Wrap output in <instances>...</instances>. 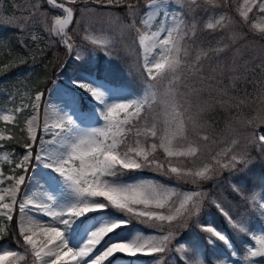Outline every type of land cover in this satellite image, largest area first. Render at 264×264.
<instances>
[{"label":"snow or ice","instance_id":"obj_1","mask_svg":"<svg viewBox=\"0 0 264 264\" xmlns=\"http://www.w3.org/2000/svg\"><path fill=\"white\" fill-rule=\"evenodd\" d=\"M92 2L105 8L119 6L124 9L123 20L110 13L107 15L127 31L142 52V57L137 54L142 59L138 69L140 83L137 84V94L126 100H109L101 89L80 79L85 69L78 68L70 78L71 83L88 93L99 106L93 113L99 123H81L71 112L57 107L50 111L53 108L49 98L50 89L37 92L30 103L0 115V120L5 124L19 127L17 115L27 112L26 129L21 128V132L27 133L23 141L25 151L10 155L5 145L0 144V150L5 152L3 159L12 166L7 176L0 170V185L5 184V181L11 182L0 187V244L6 242L4 237L14 236L16 245L23 250V253L16 250L0 251V264H16L19 260L28 264L29 259L32 264H70L72 261L75 264H106L118 253L127 257H154L153 264H174L173 260L168 259L173 250L183 253L184 264H205L204 258L198 253L177 241L181 230L185 231L195 224L209 244L220 241L230 248L225 233L212 224L201 222L212 210L224 218L234 233L249 235L255 241L257 247L247 249L248 264H251L252 258L264 257V233L249 231L252 220L264 217V200L257 201L250 195L256 188L264 189V127L258 128V125L264 124V109L258 111V120H245L241 115L245 106L255 102L247 92V84L251 83L264 91V81L257 82L255 75L251 79L247 75L249 72L255 74L259 69V73L264 76V62L249 67L251 62L245 61L244 70L241 71V65L234 56L227 69L218 65L211 71H205L200 63L202 57L211 60L210 53H215L218 60L222 61L225 57L220 54L229 47L228 43L223 42V37L214 36L215 46H211L210 40L209 47L201 49L193 60L182 59V54L185 58L188 56L183 42L192 40L195 43L197 36L196 23L188 22L186 17L188 13H193L195 20L197 9H202L201 0ZM203 2L214 4V0ZM41 3L62 10L63 16L55 18L49 31L59 37L56 43L65 45L71 54L74 34L81 30L80 24L73 23L77 10L68 6L75 4L76 0H66V3H58L57 0H22L16 7L20 11H28L29 18H20L23 21L18 25L21 32H32V24L46 18V13H40ZM253 9L257 14H264V0H245L239 11L241 20L236 23L239 27H248L253 36L264 41V26L251 24V19L255 17L250 18L249 13ZM80 13L81 21L88 14L105 15L91 8L81 9ZM227 19L221 15L215 24L208 23L206 27L213 31L223 29L227 26ZM70 25L72 33L67 31ZM84 32V40H90L92 45H100L92 49L93 54L102 50L105 57L113 59L104 41L90 37L87 29ZM32 39L36 40L37 37L33 35ZM19 42L24 46L23 39ZM84 57L81 52L71 56L73 61H81ZM185 68L193 74L192 92L196 95L202 91L215 93L214 103L193 112L190 101H179L176 86ZM225 71L229 73L228 83H224ZM241 82L244 85L243 94ZM165 83L167 87L161 91L158 86ZM68 92H72V89L69 88ZM62 103L75 106L83 101L69 99ZM157 104L162 107L163 127L158 125L156 117L151 116L152 108ZM217 106L235 109V119L245 126L250 125L252 130L240 140H232L227 147L210 151L207 162L193 167L174 163V158L191 157L195 161L201 154V147L216 143L212 113ZM87 111L92 112L91 109ZM189 131L195 139L189 138ZM130 135L134 137L131 141ZM149 138L154 141L150 148L145 145ZM5 140L13 141L14 137L0 135V141ZM157 148L163 150L166 158L164 162L151 156ZM38 167L55 174L49 175L48 179L59 177L70 202L61 203L43 186L39 191H29L33 173ZM145 168L158 170L162 175L179 182L190 183L194 188L181 191L151 179L130 176ZM254 168L258 170L253 171ZM225 172L228 176L221 180ZM225 181L230 189L229 195L239 198L235 215L225 207L220 192ZM249 181L251 187H246ZM209 182L212 187L203 190V186ZM90 213H115L119 216L91 231L79 247H71L68 234L73 230V225ZM39 216L48 219H37ZM132 219L139 223L155 221L157 223L150 226L162 234L145 236L137 233L131 241L110 243L97 253V246L106 236L126 228ZM174 240L176 244H173ZM211 256L213 259L210 264H226V260L215 258V252Z\"/></svg>","mask_w":264,"mask_h":264},{"label":"rangeland","instance_id":"obj_2","mask_svg":"<svg viewBox=\"0 0 264 264\" xmlns=\"http://www.w3.org/2000/svg\"><path fill=\"white\" fill-rule=\"evenodd\" d=\"M89 1L92 0L82 2H80V0H76L75 4L77 6L74 7V9L78 11H76V16L73 23L80 24L81 30L79 31V33L74 34V47L71 54H69L68 49L65 45H63L62 43H56V41L59 40V37L55 36L54 34H50L49 31L55 23V18L57 16H63L62 10L53 8L44 3L45 7H40V13H46V18H44L42 21L33 23L32 32L26 31L22 33L18 26L23 22L20 18H29V12L22 11L20 14L19 11H16L14 9V6H17L15 3H20L19 0H0V22L3 23V28H7L6 30L3 29L4 31L0 29V53L1 51H4L8 55L9 59H18L19 50H17V48H14L15 43L13 42V40L17 38H20V40L23 39L24 46L22 47V53L25 50L26 54H30V56H32L31 54L33 53H38L41 56L45 55L47 52L48 44L50 43H52V47L55 48L56 54L57 49L60 50L59 55L64 54L66 51V53L64 54L65 57L71 58L72 55H75L77 52H81V54L85 56L84 59L81 60V62H84V64H88L91 67V71L88 72L84 70L80 76V79L92 84L94 87L101 89L109 100L130 99L133 95L137 94V87L135 89L131 88L125 81H123V78H125L127 74L132 77H138L136 73V63L138 60L139 68L140 64L142 63V59H140V57H142V52L139 49L138 45L133 43L132 38L127 33V31L124 30L119 23L111 21L108 18L107 14L109 13L111 14V16L119 17V11L117 9H114L112 7L105 8L99 4H94L95 6H91L86 3ZM59 2L66 3V0H59ZM244 3L245 0H237L236 7L238 13L243 7ZM201 4L203 7V0H201ZM84 8L97 9L100 13H104L105 15L98 16L95 14H88L84 18V20L81 21L80 10ZM221 15H224V12L222 10H217L213 6H209V9L204 12L200 9H197L195 20H193V13H188L186 19L190 23L195 22L196 26L207 28L206 25L208 23L215 24L216 21L220 19ZM249 17H255L254 19H251V24L264 26V14H257L256 10L253 9V12L249 13ZM153 22L155 23V19ZM12 28L14 31L10 30ZM85 29H87L88 35L90 37L105 42V46L111 51V54L113 56L112 60H109L107 57H105L102 50L97 51L93 54L92 49L94 47L99 48L100 45H92L90 40H84L83 37L85 34ZM224 31L228 32L229 39L235 37V34L232 32V25L228 26L226 30L224 29ZM33 35L37 37L36 40L32 39ZM211 37L212 36L210 35L207 36L208 39H210ZM201 40L202 41L198 42L199 40L195 38V43H193L192 40L184 41L183 46L187 50L188 56L187 58H185L182 54V59L191 61L195 58V56L201 49H207L209 47L208 41H204V39ZM252 52L253 54L259 55L260 49L251 48L246 41L242 43V47L234 46L230 48L227 53H225V59L228 58V62L225 66H222L223 61L216 60V62H213L206 57H202L200 63L204 66L205 71H211V69L217 68L218 65L219 67L227 69V67L232 64L233 57L235 56L238 63L241 65V67H243L245 61L252 62V60L250 59V55ZM138 53L140 54V57H138ZM5 58H7L6 55ZM72 60L68 65L64 67L63 65H58L57 67H55V69L52 71V74L49 76L50 82H48L44 86V88L39 90L36 88L35 79L37 78V73L39 72V70H41L42 67L40 60H35V62L33 60L30 65L16 69V72L12 74H9L7 72L1 73L0 71V115L12 111L13 109L21 105L30 103L31 100L34 99V95L37 92H43L50 89L49 98L53 104V108L50 109V111L55 110V107H57L63 111L71 112L81 123H99L98 117L93 115V113L97 111V108L99 106L96 105V102L92 100V97L88 93L84 92L82 89L75 88V86L71 83L70 78H72L74 72L77 71L78 68L81 69L83 65L81 64V66H76L75 63H72ZM252 65L257 64L250 63L249 67H251ZM97 70H100L99 76L98 73H96ZM187 72L189 71L187 70V68H185L180 73V79L177 82L176 87L178 90L179 101L181 103H183L186 99L190 101L193 112L196 111L199 107L214 103L215 101L213 97L216 95L215 93H212V95H210V93L207 92L203 94L204 96H197L192 92V86L190 85L189 80L193 78L189 77ZM228 75L229 73L225 71L224 83H228ZM166 87V83L162 86H158L161 91H163V89ZM69 88L72 89V92H68ZM258 93L259 98L256 101L259 105V108L264 109V91L258 89L257 95ZM69 99H82L83 103L76 104L75 106H69L68 104L62 103V101ZM87 109H91L92 112L89 113ZM258 111L256 113V117L259 119ZM26 116L27 112H22L17 115V119L19 117L22 118V122L20 126L16 128L13 126H9L5 124L4 121L0 120V135H11L14 138L19 139L20 137H24L26 139V131L21 132V128L26 129ZM42 116L43 108L41 109V117ZM151 116L156 117L158 125L160 127H163L162 107L159 104L153 106ZM229 121L231 123H234L235 121L236 122L233 125L230 124ZM213 128L217 133L215 144H212L208 147H201V154L195 161H193V159L189 157L180 158L179 160L174 158L173 162L179 163L182 167H193L195 164L207 162V160L210 158V151H216L220 148H225L232 140H240L244 134L252 130V128L248 126L241 128V124L236 119H232L231 117L223 121L222 128L220 127L216 129V126H213ZM50 138L51 137H46V139ZM189 138L195 139V137L191 136V131H189ZM132 139H134V137L130 135V141ZM141 139L143 140V138ZM153 142L154 141L149 138L147 141H145V145L150 148V145ZM155 142L158 143V141ZM0 144H4V141H0ZM20 144L22 145L20 148L14 146L5 148L8 150L10 155L13 152L22 154L25 149L23 147V142ZM159 154L162 155L159 156ZM4 155L5 152L3 150H0V170L4 172L5 176H7L10 174V169L12 166L8 163V161L3 159ZM151 156L161 162H164L166 159L163 150L160 148H157L155 152H152ZM4 164L8 166L7 169H4ZM149 170H151L152 172L137 171L135 173H131L130 176L151 179L166 186L175 187L181 191L192 190L194 188L192 184L179 182L174 178H169L165 175H162L158 170ZM257 170V168L253 169V171ZM49 175L55 176L54 173H50V170L41 169L38 167L33 173V181L32 184L29 185V191H37L41 186L46 185L47 187L49 186L48 192L51 195L55 196L61 203L70 202L69 194L64 188L62 182L59 180V177H56L54 180H52L48 179ZM227 176L228 173L225 172L224 175L220 177V179L225 180V177ZM9 183L11 182L5 181V184L0 185V187H5ZM211 187L212 183L209 182L203 186V190L207 191ZM246 187H251L250 181L246 185ZM220 189L225 192L224 193L221 191L224 197L225 207L229 209L233 215H235L236 204L239 198H234L233 195H229L230 189L226 181L222 184ZM250 195L254 196L257 201L264 200V189L256 188L254 192L250 193ZM175 200L176 197L174 196L173 201ZM250 204L251 201H249V205ZM176 206H178V203ZM247 206L248 205H244V207ZM116 216H119V214L113 213L112 215H108L102 213H90L87 216L80 218L73 225V230L68 234L70 246L74 248L79 247L86 241L91 231L97 229L99 226H101V224L110 222L112 219H115ZM36 218L40 220L48 219L47 217L43 216H39ZM201 222L212 224L218 230L225 233L229 239L231 247L229 248L225 246L220 241H215V243L209 244L204 234L200 232L199 228H197L195 224L190 225L191 228L189 230V237L181 236L182 232L184 231L181 230L180 234L178 235L177 243L185 244L190 249L198 253L202 258H204L205 264H210V261L213 259V257L211 256L212 252H215L217 254L215 258L226 260V264H248V261L246 259V257L248 256L247 249L249 247H253L254 249L257 247L255 241L251 239V236L234 233L228 227L225 221L224 225L223 223H221V221L218 220L216 216L212 214V212L211 214L205 215ZM154 223L157 222L153 221L147 224L150 225ZM249 231L256 234L264 233V217H259L252 220L249 225ZM137 233H141L145 236L162 234L157 228L152 226H150L149 228H145L143 226H140L139 224H129L126 228L118 229L114 233L106 236L105 240L97 246V253L103 251V249L110 243L131 241ZM3 239L6 242L0 244V251L16 250L20 253H23V250L16 245L14 236L4 237ZM173 244H176V240L173 241ZM208 248L210 249V251L207 250ZM182 257V252L173 250L168 259L173 260L174 264H184ZM153 259L154 257L145 256L127 257L118 253L116 254V256L111 258L110 261H106V264H153ZM252 259L253 260L251 261V264H264V257H256ZM16 264H25V262L24 260H19L16 261ZM28 264H32L31 259L28 260ZM70 264H75V261L70 262Z\"/></svg>","mask_w":264,"mask_h":264},{"label":"trees","instance_id":"obj_3","mask_svg":"<svg viewBox=\"0 0 264 264\" xmlns=\"http://www.w3.org/2000/svg\"><path fill=\"white\" fill-rule=\"evenodd\" d=\"M20 3H15L16 5H20L22 0H19ZM34 0H30V2H33ZM59 1V0H57ZM82 1H88V0H80V2ZM87 4L91 5V6H95L92 1L86 2ZM70 7H76V4H69ZM237 0H214V4H207L204 3L202 9H200L201 11L204 12V8H206V10L209 9V6H213L214 8H216L217 10H222L224 12V16H226L227 19V26L223 29L217 30V31H213L211 29H207V28H203L200 26H197V35L195 38L197 40H199L198 42L202 41L201 39H204V41H210L211 40V46L215 45V40L212 39V37H223V42L224 43H228L229 47L226 49L225 52L221 53L220 56H225V53H227V51L230 50V48L234 47V46H240L242 47V43L246 42L248 43V45L255 49L258 48L260 49V53L258 54H253V52L250 55V59L252 60V64L255 63L257 65H259L260 63L264 62V41H261L259 39L258 36H253L249 31H248V27H239L236 23V21L241 20V17L239 16V13L237 12ZM25 7H27V5H25ZM42 8H44V3H41ZM112 8L117 9L119 11V18L121 20H123L124 17V9L123 7H119V6H113ZM14 9L16 11H19V13L21 14L22 11H20L16 6H14ZM49 9V8H48ZM78 11V10H77ZM3 23L0 22V29H4L6 30L7 28H3L2 27ZM232 25L233 26V33L235 34L234 39H229L228 36V32L224 31V29L226 30L228 26ZM15 27V26H14ZM3 30V31H4ZM11 31H14L13 28L10 29ZM236 30V31H235ZM67 31H69L70 33H72V25L69 26V28L67 29ZM237 32V33H236ZM13 33V32H12ZM231 34V33H230ZM79 35V34H78ZM210 35L212 36L210 39L207 38V36ZM239 35V36H238ZM77 37V36H76ZM20 38L14 39L13 42L15 43L14 48H17V50H19V58L18 59H9L8 55L6 54V52L1 51L0 53V71L1 73L3 72H7L9 74H12L14 72H16V69H19L21 67L30 65L32 63V61L34 60L33 58H35V60H40V63L42 64L41 70H39V72L37 73V78L35 79L36 82V88L42 89L44 88V86L50 82V78L49 76L52 74V71L55 69V67H57L58 65L61 66L63 65L66 66L70 63V61L72 60L70 57H65L64 54L59 55L60 50L57 49V54L55 53V48L52 47V43L48 44L47 47V52L45 55H40L38 53H33L31 54L32 56H30V54H26L25 50L22 53V45L19 42ZM137 47V46H136ZM13 49V48H12ZM3 50V49H2ZM21 52V53H20ZM52 54V55H51ZM5 55L7 56V58H5ZM210 55L212 56V61L216 62V60H218L217 56L215 53H210ZM208 59V58H207ZM230 60V59H229ZM223 61V65L225 66L228 62V58L222 60ZM72 63H75L76 66H81V69H85V71L91 70V67L88 64H84V62L82 63L81 61H73ZM138 60L136 63V73L138 75ZM249 66V65H248ZM99 69V68H98ZM243 67H241V71H243ZM89 72V71H88ZM96 73H98V76L100 75V70L96 71ZM189 77L193 78V74L192 72H187ZM248 77L251 79L253 77V75H255V80L257 82H261L264 79V76H262L259 73V70H257V72L255 74L249 72ZM123 81H125L127 83V85H129L131 88H136L137 84L140 83V80L137 76H130V75H126L125 78H123ZM190 85L192 86L193 84V79L189 80ZM243 89H244V85L243 82H241V94H243ZM247 92L251 94L252 98L254 99V103H252L250 106H245L242 111H241V115L243 117V119L247 120V119H257L256 117V113L258 110L263 109V108H259V105L257 103V99L259 98V93L257 95V90L259 88L254 87L251 83L247 84L246 86ZM207 93V91H202L199 95L197 96H204L203 94ZM195 94V93H194ZM212 95V93L210 94ZM229 117H231L232 119H235L236 117V110L235 109H224V108H220L217 107L216 111L214 113H212V118L214 119V124L213 126H216L217 128H222L223 126V121L225 119H229ZM20 124L22 122V118H18L17 119ZM238 121V120H237ZM236 122V121H235ZM231 123L229 121L230 124H235ZM239 122V121H238ZM241 124V128H244L245 125L241 122H239ZM9 126H13L12 124H7ZM248 127H251L250 125H248ZM259 127H264V124H260L258 125ZM16 128V127H15ZM244 130V129H241ZM25 140L24 137H20L18 138H14L13 141H4V145L5 147H17L20 148L22 145L20 143H22ZM162 154H159V156H161ZM7 165L4 164V169H7ZM142 171H146V172H152L151 170H149L148 168H145ZM224 192L222 189H220V192ZM225 193V192H224ZM212 214L214 216H216L218 218L219 221H221V223H223L225 225L224 222V218L222 216H220L219 214H217L215 212V210H212ZM131 224H139L140 226H143L145 228H149L150 225L147 223H139L138 221H136L135 219H132ZM190 228L191 226L182 232L181 236L184 237H189V233H190ZM208 251H210V249H207Z\"/></svg>","mask_w":264,"mask_h":264},{"label":"bare ground","instance_id":"obj_4","mask_svg":"<svg viewBox=\"0 0 264 264\" xmlns=\"http://www.w3.org/2000/svg\"><path fill=\"white\" fill-rule=\"evenodd\" d=\"M52 111H54V110H52ZM47 191H49V186L47 187L46 185L45 186H43ZM40 189H38L37 191H39Z\"/></svg>","mask_w":264,"mask_h":264}]
</instances>
